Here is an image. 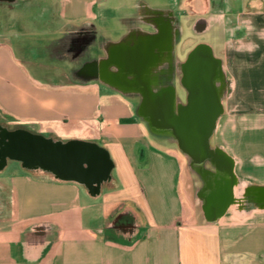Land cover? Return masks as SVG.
I'll return each mask as SVG.
<instances>
[{"label": "crops", "instance_id": "1", "mask_svg": "<svg viewBox=\"0 0 264 264\" xmlns=\"http://www.w3.org/2000/svg\"><path fill=\"white\" fill-rule=\"evenodd\" d=\"M193 46L219 61L207 186L157 109ZM0 118L112 163L89 187L7 160L0 264H264V0H0Z\"/></svg>", "mask_w": 264, "mask_h": 264}, {"label": "flooded vegetation", "instance_id": "2", "mask_svg": "<svg viewBox=\"0 0 264 264\" xmlns=\"http://www.w3.org/2000/svg\"><path fill=\"white\" fill-rule=\"evenodd\" d=\"M218 68L219 61L209 50L193 46L185 51L181 62L168 72V102L157 108L163 115L161 123L168 131V144L184 152L188 163L200 167L206 186L209 177L217 176L203 168L202 163L219 166L229 163L222 151L211 143L214 125L222 110L216 93ZM138 102L140 110L149 106L145 93L138 97ZM220 185L216 188L227 194L226 186Z\"/></svg>", "mask_w": 264, "mask_h": 264}, {"label": "water", "instance_id": "3", "mask_svg": "<svg viewBox=\"0 0 264 264\" xmlns=\"http://www.w3.org/2000/svg\"><path fill=\"white\" fill-rule=\"evenodd\" d=\"M7 160L19 161L25 168H39L89 187L108 177L112 168L107 150L94 142L54 140L27 129H8L0 124V169Z\"/></svg>", "mask_w": 264, "mask_h": 264}, {"label": "rangeland", "instance_id": "4", "mask_svg": "<svg viewBox=\"0 0 264 264\" xmlns=\"http://www.w3.org/2000/svg\"><path fill=\"white\" fill-rule=\"evenodd\" d=\"M34 9H36V8H34ZM178 24H180V21H178L177 22ZM178 36H179V38L177 39L179 42H182L183 43V45L185 46V44H184V42H186L187 40H189V39H187V38H185L184 40L182 39V34L181 33H179L178 34ZM182 40V41H181ZM181 46H182V44L181 43H179ZM179 46V45H178ZM177 46V47H178ZM226 73L224 74V80H223V82H222V98H225L226 97V89H227V87H228V84H229V77L227 76V75H229L228 74V72L227 71H225ZM228 80V81H227ZM0 124L2 125V126H5V127H8V128H11V127H13L12 126V124H9V123H7L4 119H1L0 118ZM61 132H63V134H66V133H68V132H71L70 133V136H73V138H67V139H64V137H61V139L62 140H64V141H67V140H70V139H78V140H84V141H87L86 139H84L83 137L85 136L84 135V133L81 131V130H78V129H73V130H71V131H63V129H61L60 130ZM217 136L218 137H220V134H219V131H217ZM47 137V136H46ZM218 137L217 138H214V142H215V146L218 148V142L220 141L219 139H218ZM54 139H57L58 137L57 136H55V137H53ZM219 140V141H218ZM211 143L213 144V138H212V140H211ZM177 155H178V153H176ZM178 157H179V159L181 160V162H183V159L185 158L184 156H179L178 155ZM185 163V162H184ZM1 197V196H0ZM2 202H3V200H2V198H0V210H1V207H2Z\"/></svg>", "mask_w": 264, "mask_h": 264}, {"label": "bare ground", "instance_id": "5", "mask_svg": "<svg viewBox=\"0 0 264 264\" xmlns=\"http://www.w3.org/2000/svg\"><path fill=\"white\" fill-rule=\"evenodd\" d=\"M51 176H53V174H51ZM54 177V176H53Z\"/></svg>", "mask_w": 264, "mask_h": 264}]
</instances>
